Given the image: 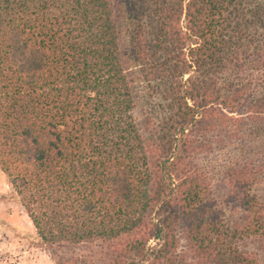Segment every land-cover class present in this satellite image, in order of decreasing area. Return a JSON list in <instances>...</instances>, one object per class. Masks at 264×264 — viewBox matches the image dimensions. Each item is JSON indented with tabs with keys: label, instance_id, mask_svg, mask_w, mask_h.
<instances>
[{
	"label": "trees",
	"instance_id": "16d2710c",
	"mask_svg": "<svg viewBox=\"0 0 264 264\" xmlns=\"http://www.w3.org/2000/svg\"><path fill=\"white\" fill-rule=\"evenodd\" d=\"M0 170L58 264H264V0H0Z\"/></svg>",
	"mask_w": 264,
	"mask_h": 264
},
{
	"label": "rangeland",
	"instance_id": "374dc122",
	"mask_svg": "<svg viewBox=\"0 0 264 264\" xmlns=\"http://www.w3.org/2000/svg\"><path fill=\"white\" fill-rule=\"evenodd\" d=\"M140 90V107L138 113L142 115L146 108L144 84H138ZM215 160V161H213ZM203 163L211 171L212 195L223 208L230 223L242 220L244 213L235 198L228 196V191L219 177V166L212 170L210 163L219 164V151L204 156ZM256 191L264 198V180L260 182ZM243 250L263 253L260 243L255 238L239 241ZM89 248H71L52 250L45 247L36 232L29 216L22 206L19 197L8 184L5 174L0 170V264H58L59 256H71L88 252Z\"/></svg>",
	"mask_w": 264,
	"mask_h": 264
}]
</instances>
